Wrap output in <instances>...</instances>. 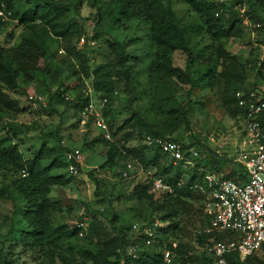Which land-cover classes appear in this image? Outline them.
I'll list each match as a JSON object with an SVG mask.
<instances>
[{
  "label": "rangeland",
  "instance_id": "rangeland-1",
  "mask_svg": "<svg viewBox=\"0 0 264 264\" xmlns=\"http://www.w3.org/2000/svg\"><path fill=\"white\" fill-rule=\"evenodd\" d=\"M4 1L8 2L13 17L0 21V46L9 47L16 45L28 34V25L20 23L19 18L32 0ZM53 1L75 9H69L67 18H73L82 28L83 35L80 38H83L84 44L79 45L75 39L71 44L87 58L90 71L113 60L109 46L114 42L124 45V51L129 58L127 64L132 67L133 76L129 85H123L121 82L116 84L110 99L105 103L106 106L101 110L102 118L111 132L131 119L127 122L128 129L120 131L112 138L111 145L120 150L113 157L112 164L104 163L110 147L102 141L101 133L92 120L70 110L71 103L77 96L86 97L87 105L90 104L94 108L101 99L99 94L93 92L90 78L77 82L70 77L68 69L65 70L68 64L61 63L65 58L64 43L61 40L50 37L47 45L51 57L45 63L37 61L39 71L31 74V81L23 83L19 78V88L13 91L5 90L0 84V97L4 96L9 104H15L18 108L17 112L14 108H0V139L10 138L9 142L17 146L24 158H28L37 149L41 139L46 140L48 146L55 145L60 148L63 162L68 153H78L81 156L82 163L74 176L68 175L65 170L51 171V174L62 175L71 182L65 187L50 188L48 194L50 200L56 204L49 212V223L53 228L64 227L65 232L69 234L81 224L78 228L81 236L77 233L58 242V251L70 260L76 253L94 252L99 249L96 239L88 230L91 219L98 220L109 235L130 241L141 225L153 218L158 219V215H163L153 212L154 206L160 204L157 191H146V194H151L153 203L145 197L137 198L133 195L136 185H145L143 174L139 172L140 161L135 155L136 150L140 148V137L143 133L139 134L140 131L135 128L137 125L133 116L142 124L157 126L162 130L161 122L164 121L165 115L161 113L163 107L157 109L159 98L168 96L188 109L187 128L180 126L171 137L197 153L195 157L188 159V164H169L166 160L164 167L169 174L178 171L185 179L187 172L193 167L203 175L208 171L221 174L239 171L237 157L244 150L246 143L240 120L238 117L229 118L220 106L219 98L224 90L222 83L213 82L211 86H207L202 77L207 71L219 70L220 60L213 54L218 43L246 68L244 85L260 82L261 78L257 73L264 65V1L262 5L258 0H213L223 5L226 17L231 12L237 14L241 35L213 43L203 33L186 34L189 54L175 51L171 54V63L190 75L191 81L188 85H158L154 79L147 77V68L154 53V47L145 38L148 26L138 20H123L109 14H101L102 19L98 22L95 18L96 10L102 9L108 0H83L79 5H76L77 0ZM160 2L162 6L170 8L180 25L202 24L196 14L180 0ZM251 7L255 10L258 21L250 16ZM8 35L12 38L9 39ZM90 42H93V45H90ZM70 64L72 67L76 66L74 61ZM61 69L62 72L55 80H50V76L46 75V72H58ZM260 74L264 75V69ZM63 87L67 88L65 92ZM55 90L59 94L63 91L62 96H67V101L63 100L62 105L54 102L46 104L48 96ZM29 96H40L43 102L35 103L37 101L33 102ZM131 126L135 129L130 130ZM123 132L129 134V139L124 140ZM143 154L149 156L147 152ZM125 164H130L132 170L128 177L121 178L120 171ZM157 173L159 174L158 171ZM162 176L167 179L166 174ZM1 177L0 173V188L10 182L9 177ZM198 190L196 198L194 196L185 199L186 213H178L161 222L163 226L167 223L175 224L176 227L175 230L170 228L169 232L163 233L160 239L165 238L166 242L172 244H190L194 228L198 229L201 227L199 224L205 223L202 209L205 194L201 187ZM16 199H13L14 207L19 202H16ZM13 206L7 199H0V264H62L55 255L56 252L47 253L44 249L45 255H40L23 250L22 246L15 243L25 226L13 212ZM120 252L117 251L118 259L121 258ZM252 256L263 263L264 246Z\"/></svg>",
  "mask_w": 264,
  "mask_h": 264
},
{
  "label": "trees",
  "instance_id": "trees-1",
  "mask_svg": "<svg viewBox=\"0 0 264 264\" xmlns=\"http://www.w3.org/2000/svg\"><path fill=\"white\" fill-rule=\"evenodd\" d=\"M82 1L77 0L76 5H79ZM180 1L191 12L196 14L197 18L202 22L201 25H180L170 8L162 6L160 0H108L102 9L97 8L95 13V18H97L98 22L102 19L101 14H109V16H115L123 20H138L148 26L145 38L154 47V53L147 68V77L154 79L158 85L190 84V75L171 63V54L173 52L179 51L186 55L189 54L185 39L186 34L198 35L203 33L213 43H217L222 39L237 38L241 35V24L237 18V14L231 12L226 17L221 3L213 0ZM258 1L263 5L262 2L264 0ZM1 2L5 5V10L10 13L6 20L12 19L13 16L8 2L0 0ZM107 6L109 7L106 9ZM70 8L75 11L70 5L58 1L32 0L28 8L24 10L19 21L20 23H24L23 25H28V34L21 38L14 46H0V84L5 90L13 91L18 89L19 78L22 79L23 83L31 81V74L39 71L37 61L41 60L43 63L48 61L49 57H51L47 45L50 37L57 38L64 43L63 53L65 58L61 63L66 62L68 64L65 70L68 69L70 77L77 82H80L81 79L90 78L92 90L99 94L100 99H105L107 102L118 82H121L123 85L131 84L133 77L131 74L132 67L127 64L129 58L124 51L123 44L114 42L110 44V53L114 56L113 60L99 65L91 71L89 70L87 58L71 44L72 40L80 39L83 31L73 18H67ZM109 8L111 9L108 10ZM249 13L252 18L258 21L257 14L252 7ZM0 21L4 20L0 19ZM8 38L11 39V35H8ZM213 54L220 60L219 70L218 72L207 71L202 77L203 82L207 86H211L213 82L222 83L224 90L219 98L220 106L229 118H235L241 114V111L235 107L233 94L243 87L246 68L238 63L234 57L230 56L218 43L214 47ZM71 61L76 63L75 67H72ZM263 69L264 65L259 68L257 73L262 82H264V75L260 74V71ZM61 72L62 69L58 72H46V75L50 76V80H55ZM62 89L64 92L67 90L66 87ZM63 91L60 92L61 94L57 90L51 93L48 96L46 104L54 102L62 105L64 103ZM87 103L88 99L86 97L77 96L74 102L71 103L70 110L80 113L87 106ZM1 107L4 110L14 108L16 112L18 111L16 105L9 104L4 96L0 97ZM160 108L161 113L165 115L164 121L161 122L163 123L161 124L162 130L157 128V126L142 124L138 118L133 116L138 127L135 128L140 131L138 132L139 134L142 132V136L147 135L164 139L165 137H171L180 126L187 128V108H183L168 96L159 98L157 109ZM130 120H126L113 132H111L110 127L107 125L112 138L120 131L128 129L127 122ZM133 127H129L130 130L135 129ZM122 136L124 140L129 139L128 133L123 132ZM9 141L10 138L8 137L0 139L1 178H10V182L0 188V199H7L12 206L15 197L17 198L16 202H20H17L16 207L13 206V212L19 216L25 226L15 242L22 246L23 250H30L40 255H45L43 254L44 249L47 253L49 251L56 252L55 255H57L62 264H120V259L122 261L121 264H160L158 256L155 254H143L134 260L124 257L123 250L129 243V240H123L116 235H109L106 228L95 218L91 219L88 230L96 239L99 249L94 252L83 251L78 254L76 253L70 260L65 258L58 251V242L67 237L75 236L78 233V228L67 234L64 227L53 228L49 223V212L56 206L48 196L50 188L65 187L71 182L69 178H64L62 175L51 174L53 170L65 169V163L60 156V148L55 145L48 146L46 140L41 139L37 149L28 158H24L17 146ZM102 141L110 147V150L105 155L106 160L104 163L112 164L113 157L120 150L117 146L111 145L113 142H107L103 137ZM145 152L149 156H144L143 153ZM135 155L140 161V168L142 170L152 168L157 170L160 176L166 174L167 179L163 176L162 178L163 182L168 186L169 192H156L159 195L160 204L155 205L153 208V212H157V215L159 213L163 214L162 216L158 215V219L161 222L178 213H186L187 202L185 199L194 196L196 198V194L199 193L198 188H206L203 173L197 172V169L194 167L187 172V177L183 179L181 172L176 171L174 174H169L165 170V162H169V160L166 156L160 154L159 151L154 149L146 150L145 147L140 145ZM169 167L171 168L172 166ZM21 172L25 173L23 177L21 176ZM232 175V173H229L225 177L231 178ZM143 178L145 185H136L133 188V195L137 198L145 197V199L153 203L151 201V194H146L148 189L152 190L150 182L145 176ZM12 193L14 196H12ZM199 225L203 226V224ZM175 227V224L169 225L166 223L165 226L158 229V233L162 237L163 233L169 232L170 228L175 230ZM195 229L197 228H194V231ZM207 237L202 235L197 236L198 243ZM215 238L218 239L219 237ZM164 239H161V241L166 242L167 240ZM263 246L264 243L260 248ZM189 250V245L181 243L172 245V251L178 260H182V257ZM117 251H121L120 259H118ZM256 252L245 257L243 260H239L235 254H229L226 258L227 264H264V262L260 263L252 256ZM6 264H10V262Z\"/></svg>",
  "mask_w": 264,
  "mask_h": 264
},
{
  "label": "built area",
  "instance_id": "built-area-1",
  "mask_svg": "<svg viewBox=\"0 0 264 264\" xmlns=\"http://www.w3.org/2000/svg\"><path fill=\"white\" fill-rule=\"evenodd\" d=\"M4 6L1 2V20L8 19L10 15ZM78 44H84L83 38L78 39ZM89 44L93 45V42ZM28 98L43 102L40 96ZM233 98L235 107L241 111L237 117L246 138L245 148L237 157L239 171L233 173L231 178L225 177L226 174L209 171L203 176L206 187H201L205 194L202 204L205 223L192 233L190 250L182 260H178L171 248L174 244L162 242L159 238L158 229L163 224L153 218L138 228L123 250L124 257L134 260L143 254H155L160 264H227L229 254H235L239 260H243L264 243V82L243 85L234 92ZM67 99L64 96V100ZM105 103V99L99 100L96 108L89 104L80 115L92 120L105 141L113 142L101 115ZM140 143L146 150L159 151L172 164H188V159L197 155L172 137L162 139L146 135L142 136ZM81 161L78 153L66 154L65 172L70 176L77 174ZM131 170V165L125 164L120 177H128ZM139 172L149 180L153 191L169 192L168 186L155 169L140 168ZM24 175L21 172V176ZM78 235L81 236V232ZM200 235L208 237L198 243L197 236Z\"/></svg>",
  "mask_w": 264,
  "mask_h": 264
}]
</instances>
